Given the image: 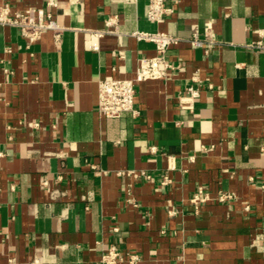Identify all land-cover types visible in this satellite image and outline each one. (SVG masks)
Here are the masks:
<instances>
[{"label": "crops", "instance_id": "crops-1", "mask_svg": "<svg viewBox=\"0 0 264 264\" xmlns=\"http://www.w3.org/2000/svg\"><path fill=\"white\" fill-rule=\"evenodd\" d=\"M148 2L0 0L62 29L29 44L0 25V264H100L111 246L121 264H264V51L247 47L264 40V0H167L162 23ZM208 29L206 54L191 39ZM136 32L178 37L177 68L135 83L136 115L106 118L99 81L156 55ZM189 86L200 96L183 109Z\"/></svg>", "mask_w": 264, "mask_h": 264}, {"label": "built area", "instance_id": "built-area-1", "mask_svg": "<svg viewBox=\"0 0 264 264\" xmlns=\"http://www.w3.org/2000/svg\"><path fill=\"white\" fill-rule=\"evenodd\" d=\"M135 1V0H128ZM48 5L52 8L57 7V0H48ZM173 14V8L167 5V0H149L147 5L146 17L149 21L162 23L166 18ZM116 23L111 18L107 21V26ZM0 25L12 26L19 30L21 35L29 44L38 41L45 33L52 32L55 40L61 39L62 29L54 20L52 14H45L43 9H29L23 13H13L9 5L0 7ZM261 38H264V30L257 31ZM105 32H96L90 38V46L98 48L97 41ZM139 41H148L155 45L156 55L150 58L139 60L135 71V76L130 79H103L98 83V111L110 119H118L125 113L136 115L135 106V83L146 82L150 80L166 79L168 74L177 67L167 60V52L172 45L179 42V38L173 35L157 32H136L133 34ZM194 48L203 49L209 54L217 44L215 34L208 29L204 38L194 35L191 39ZM247 47L255 50L264 51V40L253 41ZM200 96V89L189 86L186 88L183 96L180 97V106L183 109H191L193 101ZM156 149L153 148L152 151ZM135 178H143L152 181V177L145 172H131ZM170 179L165 177L161 184L167 185ZM228 195H222L220 200L228 198ZM207 195H204L202 188L198 189L191 202L194 205L205 202ZM125 257L118 247L111 246L103 254L100 264H121ZM139 261L137 255L129 256L128 263L136 264Z\"/></svg>", "mask_w": 264, "mask_h": 264}]
</instances>
